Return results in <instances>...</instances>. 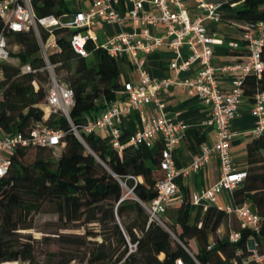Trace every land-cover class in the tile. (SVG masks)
<instances>
[{
	"label": "trees",
	"instance_id": "16d2710c",
	"mask_svg": "<svg viewBox=\"0 0 264 264\" xmlns=\"http://www.w3.org/2000/svg\"><path fill=\"white\" fill-rule=\"evenodd\" d=\"M216 1L221 3V21L238 30H243L246 23L264 20V0ZM32 7L37 16L71 12L65 0H32ZM42 32L47 37L48 33ZM52 32L62 49L51 59L61 62L56 71L65 68L64 79L74 92L68 112L70 122L61 113L43 117L40 103L46 93L45 71L21 73L18 67L4 64L0 83L2 131L27 134L40 123L61 129L63 135L57 146L17 149L7 172L0 177V263L43 264L38 246L50 236L36 238L25 232L37 227L36 216L40 213L55 214L56 220L50 223L58 230L82 231L62 234V264L72 260L77 264H176L177 259L185 264H244L253 244L257 255L264 258V133L247 144L246 174L242 184L232 190L236 204L247 200L258 214L257 231L239 225L233 229L240 233L235 242L228 239L232 230L217 237L220 226L234 214L215 204L207 205L199 225L192 224L191 194L182 179L177 180L179 205L165 212L168 222L149 220L143 203L156 196L155 185L163 175L159 151L144 158L143 147L125 145L119 152L94 133L84 134L80 141L71 129V125L81 127L86 123L87 114L99 108V97L120 86L117 60L101 48L92 50L87 58L77 57L69 46L73 30L60 26ZM13 44L18 45V51L12 56L20 63L38 69L43 66L33 30L10 33L9 45ZM261 52L264 59V46ZM33 79L37 90L31 84ZM242 87L251 100L256 91L264 90V78L248 74ZM129 134L121 132L120 139L125 140ZM205 139L201 128L186 129L184 141L193 155L201 152ZM55 149L60 154L53 159L48 153ZM176 164L182 165L177 159ZM119 178L130 185L134 196H124ZM190 241L194 242L195 252L189 248ZM130 244L134 245L132 250ZM249 264H264V259L250 260Z\"/></svg>",
	"mask_w": 264,
	"mask_h": 264
},
{
	"label": "built area",
	"instance_id": "2783aa9c",
	"mask_svg": "<svg viewBox=\"0 0 264 264\" xmlns=\"http://www.w3.org/2000/svg\"><path fill=\"white\" fill-rule=\"evenodd\" d=\"M220 6L221 3L216 0H92L86 6L60 16H37L32 0H0V83L4 78V64L18 67L21 73L45 71L46 93L40 103L43 117L61 113L70 122L68 112L73 104L74 92L70 84L56 74V67L61 62H53L51 57L62 49L52 32L53 28H71L73 32L69 36V46L77 57L87 58L92 50L101 48L117 62L126 63L134 73L132 80L122 84L125 98L112 103L100 116H87L86 123L81 127L71 125L74 134L80 141H83L84 134H97L119 152L125 145L150 148L159 142V168L163 175L155 185L156 196L143 206L149 220L160 223H163L168 206L180 199L177 180L200 169L213 155L217 156L220 174L216 182L190 195L191 204H201L206 208L217 201L220 193L232 191L243 182L246 173L237 170L232 160L234 131L231 120L245 97L242 87L245 76L254 74L257 78H264L261 52L264 46V20L246 23L237 37H227L203 23L205 19L220 22ZM104 26H116L117 29L110 33L102 30ZM30 30L34 31L43 60V66L39 69L29 63H20L18 57L12 56L18 51V45L13 44V48L9 45L10 33H27ZM42 30L48 33L47 37H43ZM98 31L104 37L103 42L98 41ZM224 43L230 50L242 49L243 52L236 62L216 67L211 61L214 46ZM183 45L188 48L187 56L182 54ZM161 46H167L173 53L167 62V67L175 73L173 77H153L146 67L147 56ZM183 71H193V75L181 78L179 74ZM220 73H233L231 86L227 90L219 85ZM31 84L37 90L36 79ZM172 85L183 88L208 105L210 114L204 123L215 127V142L212 145L202 144L201 152L181 166L176 164L173 153L185 137L188 126L173 120L165 110L162 94ZM133 110L140 113L143 124L121 140V117ZM147 112H150L148 117L145 116ZM249 112L255 119L252 134L257 137L264 133V90L255 92L250 100ZM62 135L61 129L40 123L33 125L27 134H6L0 128V177L7 172L11 156L17 149L57 146L61 143ZM224 209L237 217L240 227L258 230L259 216L249 201ZM27 231L34 234L32 230ZM239 237L237 230L228 234L231 242ZM132 246L130 244V250ZM250 251L251 255L243 261L244 264H249L250 260L263 261L264 258L257 255L255 244ZM176 264L185 263L177 259Z\"/></svg>",
	"mask_w": 264,
	"mask_h": 264
},
{
	"label": "crops",
	"instance_id": "0c3cea01",
	"mask_svg": "<svg viewBox=\"0 0 264 264\" xmlns=\"http://www.w3.org/2000/svg\"><path fill=\"white\" fill-rule=\"evenodd\" d=\"M77 5L75 2L72 6L66 0L71 11L80 7L86 6L88 0H79ZM209 29L219 32L227 37H237L239 30L233 24L226 22H215L209 19L203 21ZM116 26H104L103 31L114 32ZM183 56H187L188 48L186 45L181 47ZM243 52L242 49L230 50L227 45L218 44L214 46L212 55V65L221 67L232 64L239 59V54ZM173 53L167 46H161L156 52L147 56L146 67L153 77H173L175 73L167 67L168 60L172 57ZM123 69L120 68L119 83L120 86L113 89L109 94L101 96L98 99L99 108L93 110L87 114L88 118H94L100 116L107 110V108L114 102L123 100L125 94L122 89L124 82L130 81L134 78V73L126 63H121ZM233 73H220L219 85L222 89L227 90L231 86V77ZM193 75V71H183L179 74V77L184 78L186 76ZM165 99V110L167 114L175 121H181L188 127L194 126L201 128L205 131L206 139L202 144L212 145L215 142V127L212 125H206L204 121L209 117V107L199 98L192 96L181 87L170 86L163 92ZM250 100L245 96L239 107L238 113L231 120V129L234 131V136L231 140V154L235 168L237 170H246V147L255 136L252 134L255 119L249 112ZM150 112L145 113L148 117ZM141 115L138 111L133 110L127 115L121 117L119 128L121 132L132 133L142 126ZM202 146V145H201ZM160 144L157 142L150 148L143 147L142 153L144 158H149L151 155L159 151ZM193 154L187 149L184 138L180 144L174 150V158L180 164L189 163ZM220 174V162L217 156L213 155L210 160L205 163L197 171L191 172L187 177L182 179V183L189 189L190 194L193 192H199L213 185L218 179ZM136 180H140L136 178ZM180 200L172 202L168 208H176L179 205ZM216 206L220 208L230 207L233 208L236 203L232 196V191L225 190L218 195ZM205 208L201 204H192L190 213V222L192 224L199 225Z\"/></svg>",
	"mask_w": 264,
	"mask_h": 264
},
{
	"label": "rangeland",
	"instance_id": "374dc122",
	"mask_svg": "<svg viewBox=\"0 0 264 264\" xmlns=\"http://www.w3.org/2000/svg\"><path fill=\"white\" fill-rule=\"evenodd\" d=\"M92 0H89L88 3H90ZM75 2H77V5H79V0H68V3L72 6ZM70 7V6H69ZM71 8V7H70ZM68 20H64V22H67ZM69 30H72L71 28L67 27ZM66 34V32L62 33V35ZM98 35V41L103 42L104 37L101 34L100 31L97 32ZM13 48V45L11 46ZM118 65H121V69H123V66L121 62H118ZM72 71V70H71ZM56 74L60 77L61 80H65V76L67 75V71L62 69L60 73L56 71ZM100 99V97H99ZM60 154V150H52L50 153H48V156L52 157L53 159H56ZM119 181H121V185L124 191V196L130 195L134 196L132 191L130 190V185L127 184L124 180H121L119 178ZM169 209V208H167ZM167 211V210H166ZM56 220V215L53 213H40L36 216V225L37 227L35 229H32L31 233L32 235H36L40 238L43 234L50 236V240L43 241L39 244V249L42 251V256L40 257L43 260V264L45 263H52V264H62V234H68V233H80L82 232L80 230H64V229H56L55 226L50 223V221ZM168 222V219H166L164 215L163 222ZM239 226V220L235 215H232L227 223H223L220 228L217 231V237L223 236L227 234L230 230L236 229ZM28 232V231H25ZM189 248L192 252H195L196 248L193 241L189 242ZM78 261H70L68 264H77ZM6 264H13V263H6Z\"/></svg>",
	"mask_w": 264,
	"mask_h": 264
}]
</instances>
